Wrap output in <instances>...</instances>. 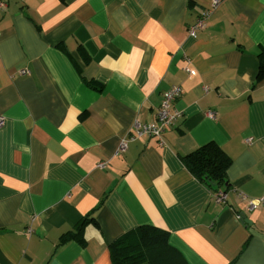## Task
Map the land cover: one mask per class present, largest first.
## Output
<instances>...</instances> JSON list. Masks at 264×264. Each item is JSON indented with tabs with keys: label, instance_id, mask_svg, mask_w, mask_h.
Instances as JSON below:
<instances>
[{
	"label": "crops",
	"instance_id": "0c3cea01",
	"mask_svg": "<svg viewBox=\"0 0 264 264\" xmlns=\"http://www.w3.org/2000/svg\"><path fill=\"white\" fill-rule=\"evenodd\" d=\"M2 1L0 264H112L140 226L186 264H264V207L239 196L264 195V0H219L196 39L212 0ZM172 86L163 145L132 139ZM208 143L230 161L223 204L181 161Z\"/></svg>",
	"mask_w": 264,
	"mask_h": 264
},
{
	"label": "trees",
	"instance_id": "16d2710c",
	"mask_svg": "<svg viewBox=\"0 0 264 264\" xmlns=\"http://www.w3.org/2000/svg\"><path fill=\"white\" fill-rule=\"evenodd\" d=\"M183 165L212 194L217 191L226 193L229 185L226 169L230 161L215 144L208 143L195 152L181 157ZM94 222L86 217L81 219L74 230L61 237V244L76 241L83 244L84 227ZM165 231L153 226H140L130 230L108 245L112 264H186L184 260L167 244Z\"/></svg>",
	"mask_w": 264,
	"mask_h": 264
},
{
	"label": "built area",
	"instance_id": "2783aa9c",
	"mask_svg": "<svg viewBox=\"0 0 264 264\" xmlns=\"http://www.w3.org/2000/svg\"><path fill=\"white\" fill-rule=\"evenodd\" d=\"M23 1V0H20ZM219 5V0H212L211 6L204 10L201 13L194 23L188 27L187 34L188 37L191 39H196L198 33L203 31L206 27L207 20L212 15L214 11H216ZM5 3L0 0V11L5 9ZM185 62L189 65L188 58H185ZM185 70L188 72V68L186 67ZM19 76H26L28 75V71L20 70L18 72ZM180 95V89L177 86H172L169 90H167L163 96L162 101L155 112V119L151 124H142L140 122H135L132 128V139L134 138H141V137H152L155 138L160 146L163 145L162 135L166 128L174 125L181 117L182 114L176 110L171 108V104L173 101L178 98ZM211 118L214 117L212 113L209 114ZM3 125V118L0 117V127ZM249 140H247L248 142ZM127 142L126 140H122L118 146V153H123L126 150ZM105 167V163L100 162L97 165L98 169H102ZM240 199L246 201L248 203V209L254 210L260 207H264V195L255 200H250L245 198L242 195H239ZM213 200L217 204H223L226 202V193L222 191H217L212 195Z\"/></svg>",
	"mask_w": 264,
	"mask_h": 264
},
{
	"label": "water",
	"instance_id": "95a60500",
	"mask_svg": "<svg viewBox=\"0 0 264 264\" xmlns=\"http://www.w3.org/2000/svg\"><path fill=\"white\" fill-rule=\"evenodd\" d=\"M242 220L244 221V223H248V221L245 219L244 215L241 216Z\"/></svg>",
	"mask_w": 264,
	"mask_h": 264
}]
</instances>
